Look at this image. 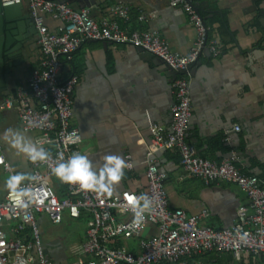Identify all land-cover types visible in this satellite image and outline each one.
I'll return each mask as SVG.
<instances>
[{
  "label": "built area",
  "instance_id": "2783aa9c",
  "mask_svg": "<svg viewBox=\"0 0 264 264\" xmlns=\"http://www.w3.org/2000/svg\"><path fill=\"white\" fill-rule=\"evenodd\" d=\"M1 2L24 3L25 0ZM28 2L42 56L25 85L15 95L0 98V121L4 111L17 110L20 126L35 133V145L49 151L51 159L30 162V174L36 176V181H25L22 185L35 194L27 208L13 205L9 191L0 197V264H56L42 241L38 217L42 213L55 224L62 222L64 213L76 219L84 213L91 215L82 254L71 264H179L186 256L212 251L228 252L236 259L245 253L263 254L264 178L243 172L237 165L236 152L221 161L213 160L200 155L187 137L192 114L190 69L198 63L205 49L214 56L222 53L217 39L209 36L212 26L206 24L194 1L170 0L171 6L185 10L197 29V40L187 53L172 50L156 28L125 29L120 20L130 19L131 7L124 2L112 5L109 14L100 19L92 16L88 7H74L54 0ZM48 16L62 22L59 30L49 27ZM146 18L144 14L139 16L140 20ZM86 40L130 44L161 58L177 73L173 81L175 100L171 105L170 128L149 124L151 142L145 158L148 183L140 193L123 190L100 196L81 191L78 185L63 183L51 171L60 154L65 160L74 152L82 154L83 136L72 122L74 92L80 75L72 73L63 77L61 69L63 57L70 60ZM232 129L240 131L241 126L234 124ZM229 131L227 129L226 133ZM161 150H176L184 171L202 179L206 185L219 181L238 184L248 197V206L240 205L235 222L222 229L202 223L210 216L207 209L191 215L183 209H170L166 172L160 169L155 157ZM125 163L127 170L134 168L132 154L125 155ZM0 169L9 177L19 173L6 159L1 141ZM141 194L153 197L152 211L145 213L142 223L134 225L127 197ZM149 225H154L156 231L145 235ZM131 238L138 240L137 251L125 242Z\"/></svg>",
  "mask_w": 264,
  "mask_h": 264
},
{
  "label": "crops",
  "instance_id": "0c3cea01",
  "mask_svg": "<svg viewBox=\"0 0 264 264\" xmlns=\"http://www.w3.org/2000/svg\"><path fill=\"white\" fill-rule=\"evenodd\" d=\"M193 1H208L214 11L225 12L232 34L223 36L220 21L214 22L210 36L217 39L222 53L214 56L203 51L199 63L190 69L192 114L188 140L200 155L213 160L221 161L236 152L237 165L243 172L264 178V0ZM118 2L131 7L130 19L120 20L125 29L156 28L179 53L189 52L197 40V29L188 14L179 6H171L170 0H99L90 12L100 19ZM142 14L147 16L145 20L139 19ZM46 22L52 30L62 25L49 16ZM41 56L35 38L26 47L25 61L15 69L5 96L15 95L26 84ZM63 59V77L80 75L72 122L83 136L82 155L101 165L105 155H118L125 161V155L132 154L134 168H124L123 178L113 192L144 191L148 183L145 158L151 142L149 124L162 125L166 130L171 125L175 100L172 70L165 63L146 58L135 46L100 40L84 41L70 60ZM19 124L17 110L3 112L0 141L11 165L18 163L13 154L17 149L10 145L13 133L6 138V130L11 128L23 137L25 131L32 142L35 136L31 131H19ZM234 124H239L241 130H233ZM25 156L27 169L19 173H30L31 160ZM155 157L166 172L170 209H183L189 215L207 209L210 216L202 223L222 229L235 222L240 205L248 206V197L238 184L219 181L206 185L202 179L188 175L176 150H161ZM248 211L252 209L248 207ZM155 231L156 227L149 225L145 235ZM129 246L137 251L138 245ZM179 264H264V253H245L236 259L228 252L212 251L186 256Z\"/></svg>",
  "mask_w": 264,
  "mask_h": 264
},
{
  "label": "clouds",
  "instance_id": "9594fccd",
  "mask_svg": "<svg viewBox=\"0 0 264 264\" xmlns=\"http://www.w3.org/2000/svg\"><path fill=\"white\" fill-rule=\"evenodd\" d=\"M8 133H13L10 138L11 147L27 155L33 163L51 159V153L45 148L25 141L23 136L11 128L6 130V138ZM125 167L124 159L118 155H105L103 163L97 165L88 156L74 152L66 160L63 154H60L58 162L51 171L60 181L69 185H78L81 191L110 196L115 186L122 180ZM25 181H36V176L30 173H18L9 177L5 184L10 193L11 203L19 208H27L33 202L35 195L31 188L22 186ZM127 200L133 212L132 222L134 225H139L143 222L145 213L152 211L153 197L147 194L129 195Z\"/></svg>",
  "mask_w": 264,
  "mask_h": 264
},
{
  "label": "water",
  "instance_id": "95a60500",
  "mask_svg": "<svg viewBox=\"0 0 264 264\" xmlns=\"http://www.w3.org/2000/svg\"><path fill=\"white\" fill-rule=\"evenodd\" d=\"M54 1L68 3L79 8H92L99 2V0ZM196 8L199 10L197 5ZM36 34L35 19L23 2L2 4L0 0V98H3L9 89L10 79L14 76L15 69L25 61L26 47L33 43ZM138 50L146 58L164 63L161 58L152 53L142 51L140 48ZM172 73L176 77V71L172 70Z\"/></svg>",
  "mask_w": 264,
  "mask_h": 264
},
{
  "label": "rangeland",
  "instance_id": "374dc122",
  "mask_svg": "<svg viewBox=\"0 0 264 264\" xmlns=\"http://www.w3.org/2000/svg\"><path fill=\"white\" fill-rule=\"evenodd\" d=\"M28 5V0L24 2ZM19 131L24 130L20 124L16 127ZM22 132V131H21ZM24 139L27 142H32L31 136L23 131ZM8 152H12L8 147ZM4 153L6 151L4 150ZM13 154L18 160V163L12 164L14 170L23 171L27 169V157L17 150ZM9 174L0 169V197H3L9 190L5 187ZM40 228L42 231V241L47 253L53 254V261L56 264H71L80 254H82V243L85 239L88 221L91 215L84 213L81 218H71L66 213L63 215L61 223L55 224L50 221L46 213L39 214ZM14 225L16 222L13 223ZM131 246L138 245V240L131 238L125 240ZM124 243V242H123Z\"/></svg>",
  "mask_w": 264,
  "mask_h": 264
},
{
  "label": "trees",
  "instance_id": "16d2710c",
  "mask_svg": "<svg viewBox=\"0 0 264 264\" xmlns=\"http://www.w3.org/2000/svg\"><path fill=\"white\" fill-rule=\"evenodd\" d=\"M198 8H199V13L205 20L207 25L212 26L214 22L220 21V27L219 31L223 36H228L229 34H232L229 26H228V21L226 19L225 12L223 13H218L214 11L213 8L210 7V4L208 1H199V2H194ZM212 14L211 18H208V15ZM210 36V33H209Z\"/></svg>",
  "mask_w": 264,
  "mask_h": 264
},
{
  "label": "flooded vegetation",
  "instance_id": "af4514ba",
  "mask_svg": "<svg viewBox=\"0 0 264 264\" xmlns=\"http://www.w3.org/2000/svg\"><path fill=\"white\" fill-rule=\"evenodd\" d=\"M51 255V254H50ZM52 256V255H51Z\"/></svg>",
  "mask_w": 264,
  "mask_h": 264
}]
</instances>
